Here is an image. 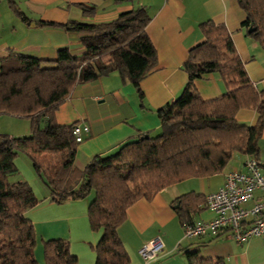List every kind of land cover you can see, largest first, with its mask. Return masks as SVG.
Segmentation results:
<instances>
[{"label":"trees","instance_id":"obj_1","mask_svg":"<svg viewBox=\"0 0 264 264\" xmlns=\"http://www.w3.org/2000/svg\"><path fill=\"white\" fill-rule=\"evenodd\" d=\"M237 3L245 16L241 27L264 51V0ZM148 20L139 9L102 24L41 21L44 27L79 34L83 54L75 56L61 48L53 60L16 53L0 59V115L26 118L30 123L28 136L0 134V264H38L33 255V226L26 212L39 202L28 183L8 179L17 173L14 161L18 154L30 160L50 192V202L91 198L89 226L91 231L100 232L93 248L95 264H129L117 228L136 201L149 200L185 179L221 172L235 154L258 160L264 90L258 91L250 83L224 26L207 21L199 27L203 41L188 51L182 66L188 77L186 85L178 97L157 110L159 133L140 135L110 155L95 156L82 168L74 165L78 144L72 128L77 122L57 125L53 111L76 85L111 72L127 79L140 93V82L156 63L154 48L145 34ZM248 28L254 31L248 33ZM211 73L221 77L227 90L204 100L193 83ZM240 109L255 111L256 124L238 123L235 114ZM191 196L176 200L182 227L191 224L185 201ZM185 256L187 264H222L200 259L195 252H185ZM43 259L45 264H77L68 241L62 239L43 242Z\"/></svg>","mask_w":264,"mask_h":264},{"label":"crops","instance_id":"obj_2","mask_svg":"<svg viewBox=\"0 0 264 264\" xmlns=\"http://www.w3.org/2000/svg\"><path fill=\"white\" fill-rule=\"evenodd\" d=\"M12 7L25 19L18 17ZM139 9L149 19L145 34L156 58L154 68L139 84L140 93L127 79L111 72L93 82L76 85L53 111L57 125L81 122L89 127L77 147L74 160L77 168L84 167L95 156L114 153L140 135L159 133L157 110L178 97L186 85L188 77L182 66L188 51L203 41L199 27L204 22L224 26L250 83L256 90H264V51L241 27L245 16L237 0H0V59L16 53L53 60L61 48L79 56L84 51L79 34L44 27L40 22L102 24L115 20L123 12ZM193 85L204 100L216 98L227 90L217 73L195 80ZM257 118L256 112L248 109L235 114L238 123L248 126L255 125ZM27 129L22 136L29 135ZM78 155L80 162L76 160ZM238 155L231 168L226 166L208 177L185 179L162 189L149 200L132 204L117 228L129 264H144L138 252L155 237L162 240L163 249L146 264H187L185 252H195L200 259L222 264H264V239L236 243L228 231L217 237L186 239L176 214L179 207L176 200L191 194L185 200L191 223L211 220L213 213L203 204V198L222 185L225 173L243 169L245 155ZM258 160L264 164V129L258 140ZM261 172L264 174V168ZM18 173L17 169L16 176ZM25 179L39 202L26 212L33 226V255L38 264H45L43 242L52 239L67 240L77 264H95L93 248L100 232L91 231L89 226L87 208L91 198L55 204L50 202V192L42 181L37 185L34 177ZM11 181L26 182L20 177Z\"/></svg>","mask_w":264,"mask_h":264},{"label":"built area","instance_id":"obj_3","mask_svg":"<svg viewBox=\"0 0 264 264\" xmlns=\"http://www.w3.org/2000/svg\"><path fill=\"white\" fill-rule=\"evenodd\" d=\"M88 132V125L81 122L72 128L77 144L82 143L84 134ZM242 165L241 171L225 173L222 185L205 196V206L213 213V218L186 225L184 238L217 237L228 231L236 243H245L252 238L264 239V174L261 162L245 156ZM256 192L259 196H255ZM247 203H251L249 207L244 206ZM162 249V240L155 237L138 254L146 264L153 261Z\"/></svg>","mask_w":264,"mask_h":264},{"label":"rangeland","instance_id":"obj_4","mask_svg":"<svg viewBox=\"0 0 264 264\" xmlns=\"http://www.w3.org/2000/svg\"><path fill=\"white\" fill-rule=\"evenodd\" d=\"M26 127H28L27 130H28V132H30V123H29V120L26 118L16 117V116H11V115H6V114L0 115V134H2V135L10 136V134H14V136H10V137H23L21 134H22V132H24V129H26ZM25 136H27V135H25ZM153 136H155V135H153ZM76 154H77V152H76ZM238 156H239L238 154H235V156L233 155L232 159L230 160V162L227 165V168H231L235 165V162L237 161L236 158ZM79 159H80V156L78 155V158L76 160L78 162H80ZM15 162H16L15 165L17 164L16 167H18L17 169H18L19 173L17 174V176L16 175L9 176L8 179L10 181L12 180L13 177H17V178L20 177L27 182V180L25 178L34 177L37 185H39L38 182H40L41 180L37 176V174L35 173L33 166H32V163L30 162V160L25 155L18 154L17 157L15 158ZM79 164H81V163H79ZM32 190H33V188H32Z\"/></svg>","mask_w":264,"mask_h":264},{"label":"water","instance_id":"obj_5","mask_svg":"<svg viewBox=\"0 0 264 264\" xmlns=\"http://www.w3.org/2000/svg\"><path fill=\"white\" fill-rule=\"evenodd\" d=\"M252 31H254L253 28H248V29H247V32H248V33L252 32ZM146 137H147V136H146Z\"/></svg>","mask_w":264,"mask_h":264}]
</instances>
